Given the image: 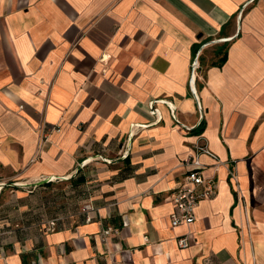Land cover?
Here are the masks:
<instances>
[{"label":"crops","instance_id":"obj_1","mask_svg":"<svg viewBox=\"0 0 264 264\" xmlns=\"http://www.w3.org/2000/svg\"><path fill=\"white\" fill-rule=\"evenodd\" d=\"M0 264H264V0H0Z\"/></svg>","mask_w":264,"mask_h":264},{"label":"built area","instance_id":"obj_2","mask_svg":"<svg viewBox=\"0 0 264 264\" xmlns=\"http://www.w3.org/2000/svg\"><path fill=\"white\" fill-rule=\"evenodd\" d=\"M199 66V55H196L191 64V81H194V78L196 77V70L199 68ZM193 91L195 92V90ZM156 102L158 101H153L150 103L151 113L155 115L158 113V107L155 105ZM198 107L201 115H203L202 106L199 100ZM171 112L174 118L177 119L180 127L189 128L188 125L176 117L174 107L171 108ZM53 130L60 131L61 129L59 127H55ZM196 146L197 152L194 157L192 159L188 158L185 161L189 165V168L184 177V182L171 193L172 200L175 204V210L171 214V225L175 228L181 226L189 227L196 219V208L198 207L200 201L202 199L211 198L216 195V184L213 179L208 178L203 174V165L199 158V153H208L210 155H212V153L206 144L197 143ZM87 190H89V188ZM92 210H94V205L91 202L88 201L82 205L81 211L86 215L87 221L92 220ZM51 225V227L54 229L56 225L55 221L52 222ZM112 232L113 230L111 228L104 230L106 235ZM191 239L192 237L188 231L186 234L180 235L178 237V245L183 248L188 247L191 244Z\"/></svg>","mask_w":264,"mask_h":264}]
</instances>
